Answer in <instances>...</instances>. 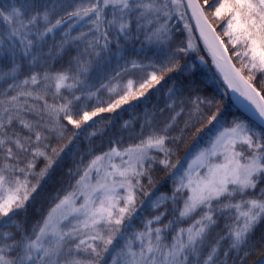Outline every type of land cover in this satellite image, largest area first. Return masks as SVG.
Listing matches in <instances>:
<instances>
[{"label": "snow or ice", "instance_id": "obj_1", "mask_svg": "<svg viewBox=\"0 0 264 264\" xmlns=\"http://www.w3.org/2000/svg\"><path fill=\"white\" fill-rule=\"evenodd\" d=\"M205 6L214 7L211 15L224 21L223 34L241 59V68L249 73L245 79L241 70L233 66L237 83L227 76L225 79L229 87L249 102L252 106L249 111L255 119L234 118L230 126L217 132L209 147L193 156L180 176L172 199L175 201L182 189H187V193L177 219L189 218L192 223L186 228H172L173 221L162 224L166 212L160 211L146 222L143 230L125 237L124 244L111 254L114 242L123 236L125 220L136 210V190L142 188L141 178L149 176L145 163L157 160L149 154L150 150L164 154L158 163L165 169H175L179 164V161L172 163V150L167 146L178 138L160 134L172 127L169 123L160 132L153 131L123 152L113 147L92 159L76 181L74 191L60 199L31 232L20 230L19 225L18 237L12 232L0 231V264H225L218 262L224 240L228 241L225 256L230 251L242 252L241 264H264V245L249 244L256 227L264 222V89L257 90L250 83L256 73L264 76V0H213L212 5L209 0H203V4L199 0H21L19 5L17 0H11L0 6V56L12 57V67L0 70V80L6 82V78H11L13 83L7 88L16 93L9 96L7 89L0 93V220L11 219L17 210L25 207L40 187V179L48 175L60 153L68 147L65 144L56 148L44 143L48 139L45 132L63 130L68 125L81 129L98 113L112 112L143 96L147 89L164 80L167 73L181 68L177 56L187 52L192 44L189 42L187 48H178L175 52L162 50L159 66L148 65L157 70L141 81L128 79L118 99L92 112L74 108L73 101H79V96L59 105L49 104L46 99L51 87L55 89L53 96L60 94L61 89L76 88L81 83L80 76L88 72L90 61L78 55L74 58L75 72L71 75L70 65L68 71L45 72L43 76L33 73L16 83L20 67L16 63L17 55L31 57L30 63H35L43 55L40 47L46 37L61 26L67 30L58 51H63L70 40L88 36L91 39L87 40L85 51L91 49L89 55L96 57L110 51L113 43L119 54L123 48L121 39L128 42L140 35L148 44L164 45L170 38L168 21L174 13L183 19L185 8L192 9L198 27L202 22V36L204 28L212 32L223 54L228 49L222 47L223 40L209 24ZM77 25L87 27L88 31L73 37L70 31ZM185 27L191 30L188 24ZM128 63L132 69L146 67L137 59ZM41 81L47 82L42 91L28 90L27 86L39 87ZM241 83L243 88L239 86ZM108 90L115 91L114 88ZM28 98L43 101V104L30 105ZM201 103L211 106L212 102L197 97L194 101L197 111ZM27 114L36 118L28 119ZM218 115L219 109L208 118V123L217 121ZM14 122L27 130L28 135L16 131L9 134L7 129ZM60 136L62 138V131ZM125 155L127 160L121 159L120 165L110 164V170L101 163L106 158L110 162L113 156ZM38 158H43L45 163L37 174ZM201 168L207 171L201 174ZM93 172L95 183L91 182ZM37 175L36 183H32L29 177ZM120 189L126 194L121 195ZM80 197H83L82 203L77 202ZM165 199L167 197L161 196L153 206L159 208ZM217 211L230 213L227 219L231 222L225 225L224 235L209 246L206 241L217 225ZM154 221L162 227H153ZM169 228H172L170 239L165 234V229Z\"/></svg>", "mask_w": 264, "mask_h": 264}, {"label": "trees", "instance_id": "obj_2", "mask_svg": "<svg viewBox=\"0 0 264 264\" xmlns=\"http://www.w3.org/2000/svg\"><path fill=\"white\" fill-rule=\"evenodd\" d=\"M199 1L203 4V0ZM209 4L212 5L213 0H209ZM213 11L214 7L205 6L208 19L223 40L234 64L247 79L249 75L247 69L241 68V59L234 54L232 45L228 43V38L223 34L224 21L214 18L211 15ZM183 12L185 13L183 19L174 13L173 18L168 21L170 38L164 45L148 44L144 40V36L140 35L138 39L134 38L128 42L121 39L123 48L119 54H117L115 43H113L110 46V51L103 52L100 57H96L94 54L89 55L91 49L85 51L87 40H89L87 38L70 40L64 45L63 51H58L60 41L64 38V32H59L58 29L46 37L45 42L40 47L43 55L35 63H30L31 57L17 55L16 63L20 67L17 72L16 83L33 73H39L43 76L45 72L55 74L60 71H68L70 65L72 66L71 75L75 72L74 58L78 55L81 59L90 61L88 72L80 76L81 83L77 84L76 88L61 89L60 94L53 96L55 89L51 87L46 99L49 104L59 105L65 100H71L73 96H79V101H73L74 108L92 112L97 107H107L110 102L118 99V94H122L121 88L128 79L141 81L146 78L148 73L157 70L148 65L159 66L162 50L175 52L178 48H187L189 42L192 44L187 52L177 56L181 68L175 72L167 73L164 80L147 89L143 96L130 100L112 112L98 113L81 129L68 125L63 130L56 128L53 131L45 132L48 139L44 143L56 148L65 144L68 147L60 153L57 158L58 162L49 170L48 175L40 179V187L33 193L25 207L17 210L16 215L12 216L11 219L0 220V231L12 232L18 237L20 232L17 230V226L19 225L20 230L31 232L38 222L42 223L48 211L60 199L74 191L76 181L92 159L108 152L113 147L123 152L125 148L139 143L141 139L146 138L153 131L160 132L169 123L172 124V127L166 133L160 132V134L178 138L172 139L167 146L172 150V163L176 164L179 161V164L175 169H165L163 165L158 163L160 159L164 158V154L155 149L150 150L149 154L157 158L154 162L145 163L151 183H149V176L141 178L142 188L136 190V210L130 218L125 220V226L122 229L123 236L118 237L117 241L114 242L115 247L111 254L114 255L115 251L124 244L125 237L143 230L146 222L160 211L166 212V215L162 217V224L173 221L172 228H186L192 223L189 218L177 219L179 209L183 207V200L187 193V189H182L176 194L177 199L175 201L172 199L174 188L178 185L180 176L183 175L193 156L200 149L210 146L211 140L218 131L230 126L234 118L250 119L242 113L229 89L219 78L213 58L198 36L187 9H183ZM185 24L190 26V31L189 28L185 27ZM78 34L72 35L70 33L73 37ZM50 50L51 54H49ZM132 59H137L146 67L132 69L128 63ZM11 67L12 57L0 56V70L7 71ZM117 73L120 75L117 76ZM9 83H13L11 78H6V82L0 80V93L7 89V95L16 94L15 91L7 88ZM46 83L41 81L39 87L29 85L27 88L28 90L42 91ZM250 83L257 90H262L264 89V76L256 73L255 79ZM109 88H114L115 91L109 92ZM170 89L172 91H169ZM197 97L211 101V106L207 103H201L199 111H197L194 104ZM28 103L30 105L36 104L39 107L43 101L28 98ZM218 109L217 121L209 124L208 118ZM177 113L179 115H176ZM173 116H175L174 121L172 120ZM26 118L35 119L36 117L33 114H27ZM125 122H127V126H125ZM7 130L9 134L16 131L28 135L27 130L22 129L16 122ZM61 131L63 132L62 138L60 136ZM93 132L95 135H91ZM70 140L71 143L69 144ZM121 159L127 160V156H113L110 162L106 158L101 163L106 170H110V164L120 165ZM36 163L35 172L38 174L40 169L44 167L45 161L43 158H38ZM203 170L205 168L200 170L202 174L204 173ZM29 179L32 183H36L38 175L36 177L30 176ZM95 179L96 174L93 172L91 182L95 183ZM119 191L121 195L126 194L123 189ZM161 196H165L167 199L160 202L159 208L154 207L153 205ZM77 202L82 203L83 197H80ZM229 215L230 213L226 211L223 213L217 211V225L211 230L206 245L210 246L221 235H224L225 225L231 222L227 219ZM162 224L154 221L153 227H162ZM172 228L165 229V234L169 239L172 235ZM249 244L256 247L264 245V222L256 227ZM227 250L228 241H221L218 262L241 264L239 256L243 253L230 251L229 255L225 256L224 252ZM206 252L207 247L205 254Z\"/></svg>", "mask_w": 264, "mask_h": 264}, {"label": "water", "instance_id": "obj_3", "mask_svg": "<svg viewBox=\"0 0 264 264\" xmlns=\"http://www.w3.org/2000/svg\"><path fill=\"white\" fill-rule=\"evenodd\" d=\"M185 2H186V0H185ZM199 2H200V1H199ZM186 9H187L188 15H189V17H190V19H191V21H192V23H193V26H194V28H195V30H196L198 36L200 37V39L202 40L204 46L207 48V50L209 51L210 55L212 56V58H213V60H214V54L211 52L210 47L207 45L204 36L201 35V32H200V30H199V28H198V26H197V19L192 15V9H190V8H186ZM208 22H209V24H211L212 29H214L215 34L219 36V34L217 33L216 29L214 28V26L212 25V23L210 22L209 19H208ZM201 27H203L202 22H201ZM204 30H208V29H207V28H204ZM211 33H212V32H211ZM212 36H213V34H212ZM219 37H220V36H219ZM220 39H221V37H220ZM221 40H222V39H221ZM216 43H217V42H216ZM222 47H226L224 43H223V46H222ZM219 49H220V51H221V47H219ZM222 55H223V61L227 64L228 69H229V71H230V74H231L232 78H233L234 81L237 83V79L235 78V75H234V72H233V66H235L236 69H238V67L234 64V62H233V60H232V58H231V56H230V54H229L228 51H227V52H224ZM214 61H215V60H214ZM217 73H218V72H217ZM241 74H242V73H241ZM218 75H219V74H218ZM242 75H243V74H242ZM243 76H244V75H243ZM219 77H220V79L224 82V84L227 86V88L229 89L230 93L232 94V96H233V98H234V100H235V96H234V93H233V91H232V88L229 87V85L224 81V79H223L220 75H219ZM244 78L246 79L245 76H244ZM239 86H240L241 88H243V84H242V83L239 84ZM235 103L238 105V103H237L236 100H235ZM243 103L248 107V109L245 110L243 106H239V105H238L239 108H240V110L242 111V113H243L248 119H250V120H254L255 117L252 116V112L249 111V109L252 108V107L250 106L249 102H248L247 100H245L244 97H243ZM244 104H243V105H244ZM256 122L259 123L258 120H257Z\"/></svg>", "mask_w": 264, "mask_h": 264}, {"label": "bare ground", "instance_id": "obj_4", "mask_svg": "<svg viewBox=\"0 0 264 264\" xmlns=\"http://www.w3.org/2000/svg\"><path fill=\"white\" fill-rule=\"evenodd\" d=\"M198 28L201 32V25ZM203 36L206 40L207 45L210 47L211 52L214 54L215 67H216L218 74L224 79V81L228 85H229V83H228V80L225 79V76H227L229 78V80H232L233 83L236 84V82L234 81V79L232 78V76L230 74V71L228 69L227 64L223 61L222 52L220 51L219 47L217 46L216 41L213 40L212 33L209 30H204ZM232 91L234 93L235 100L237 101L238 105L243 106L244 109L247 110L248 107L243 103V96H241L240 92L234 91L233 88H232Z\"/></svg>", "mask_w": 264, "mask_h": 264}, {"label": "rangeland", "instance_id": "obj_5", "mask_svg": "<svg viewBox=\"0 0 264 264\" xmlns=\"http://www.w3.org/2000/svg\"><path fill=\"white\" fill-rule=\"evenodd\" d=\"M11 2V0H0V6H3V5H5V4H8V3H10ZM21 2V0H17V5H19V3ZM65 30H67L66 28H65V26H61V28L58 30L59 32H64ZM87 32L88 31V29H87V27H80V26H73L72 27V29H71V31H70V33L72 34V35H76V34H78V33H80V32ZM87 39H91V36H88L87 37ZM222 159V158H221ZM214 162H216V163H219V162H221L220 160H214ZM201 169H199V171H200ZM204 171V173L207 171V169H205V170H203ZM201 173V172H200ZM202 174V173H201Z\"/></svg>", "mask_w": 264, "mask_h": 264}]
</instances>
